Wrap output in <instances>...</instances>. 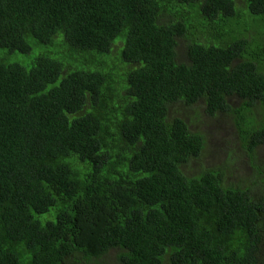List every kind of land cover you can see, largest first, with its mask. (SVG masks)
<instances>
[{"label": "trees", "instance_id": "16d2710c", "mask_svg": "<svg viewBox=\"0 0 264 264\" xmlns=\"http://www.w3.org/2000/svg\"><path fill=\"white\" fill-rule=\"evenodd\" d=\"M232 97L253 153L264 0H0V264H264V198L185 171Z\"/></svg>", "mask_w": 264, "mask_h": 264}, {"label": "rangeland", "instance_id": "374dc122", "mask_svg": "<svg viewBox=\"0 0 264 264\" xmlns=\"http://www.w3.org/2000/svg\"><path fill=\"white\" fill-rule=\"evenodd\" d=\"M251 19L250 14H245L244 20H240L239 23L235 24L232 21L233 27L241 31L240 25L242 23V29L244 30L243 22H249ZM224 29L228 33V25ZM201 31L208 33V29H202ZM228 35L236 38L240 35V32L236 31ZM258 50L260 51L258 42H255L247 49V53L256 55L255 51ZM182 61H186L185 57H183ZM203 102V100L197 101L201 122L194 126L192 124L189 128L192 131L199 127L204 130L208 139L206 152L209 156L202 161L204 166L200 164V158L196 160L192 159V169L186 163L185 171L190 175H199L202 170L219 169L222 172L223 185L249 188V192L256 199L264 198V186L259 182V176L257 174V169L264 168V144L257 145L254 152L250 153L248 140L243 138L241 130L234 122L236 115L235 109L241 106L242 100L237 97H232L230 100L232 109L225 112H218L215 116L208 115L204 112ZM173 105L180 110L181 114H186L187 116L190 114L189 108L183 105V103L179 102ZM251 112L257 120L264 118V112L258 104L252 107ZM262 254L263 251H260L258 256ZM111 262V258L108 257L107 263L111 264Z\"/></svg>", "mask_w": 264, "mask_h": 264}, {"label": "clouds", "instance_id": "9594fccd", "mask_svg": "<svg viewBox=\"0 0 264 264\" xmlns=\"http://www.w3.org/2000/svg\"><path fill=\"white\" fill-rule=\"evenodd\" d=\"M16 91H17V89H16ZM79 113L80 114H85V113H87V110L82 106L80 109H79ZM250 141L248 140V143H249ZM203 165V164H202ZM204 166V165H203ZM213 170H218L219 172H220V174H221V177H222V172L219 170V169H216V168H213ZM257 171H264V168H259V169H257ZM223 183V182H222ZM225 186V185H224ZM233 188H235L236 186H232Z\"/></svg>", "mask_w": 264, "mask_h": 264}]
</instances>
